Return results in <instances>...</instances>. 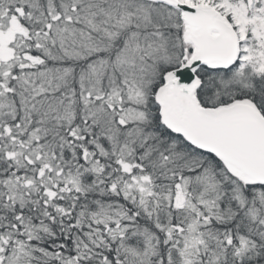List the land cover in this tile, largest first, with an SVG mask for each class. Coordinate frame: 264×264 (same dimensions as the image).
Wrapping results in <instances>:
<instances>
[{"label": "snow or ice", "instance_id": "1", "mask_svg": "<svg viewBox=\"0 0 264 264\" xmlns=\"http://www.w3.org/2000/svg\"><path fill=\"white\" fill-rule=\"evenodd\" d=\"M0 264H264V0H0Z\"/></svg>", "mask_w": 264, "mask_h": 264}]
</instances>
